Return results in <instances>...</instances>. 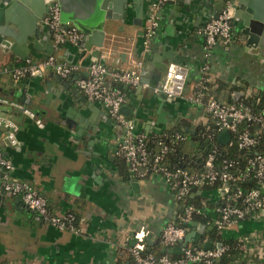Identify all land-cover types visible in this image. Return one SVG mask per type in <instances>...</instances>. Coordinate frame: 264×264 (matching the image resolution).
I'll return each instance as SVG.
<instances>
[{
	"label": "crops",
	"instance_id": "0c3cea01",
	"mask_svg": "<svg viewBox=\"0 0 264 264\" xmlns=\"http://www.w3.org/2000/svg\"><path fill=\"white\" fill-rule=\"evenodd\" d=\"M13 1L0 0V37L4 28L26 36L31 34L27 32L31 23L37 24L31 7L34 0ZM188 1L174 0L162 8L161 26L147 43L144 31L149 0H144L142 15L135 16L130 9L127 21H110L111 25L106 27L107 47L102 48V55L109 67L139 66L141 71L145 61L160 62L166 58L165 53L174 55L170 62L185 63V89L172 101L151 88L128 84H121V88L126 98L124 104L132 109L128 117L134 119L136 131H184L193 145V133L186 129L191 124L199 125L194 135L202 144L200 135L207 132L211 121L204 105L195 100L203 66L208 65L205 75L209 91L222 101H236V91L239 100L248 95L260 96L264 94V50L254 47L246 51V35L240 33L242 23L234 20L233 41H219L207 54L200 28L216 13L213 5L219 0L213 5L197 0L191 5ZM254 1L264 9V0ZM38 23L49 30L43 20ZM1 39L0 97L22 101L45 125L38 126L31 116L0 101V112L19 125L16 144L7 139L5 128L0 129V150L12 158L13 175L35 185L48 198L54 212H77L81 230L74 232L52 225L17 195L0 188V264H131L130 246L137 232L144 234L147 244L161 243L163 227L177 216L175 191L160 173L142 171L129 177L122 172L116 150L119 129L109 123L112 118L106 107L89 99L76 84V76L85 74L95 58L81 47L82 41L66 42L54 50L60 58L82 65L76 73L63 77L68 80V87L57 95L49 86L56 85L60 75L51 69L43 76L19 81H14L11 74L12 68L25 59L12 46L34 60L43 59L47 56L45 46L49 45L47 33L40 34L39 48L29 44L26 49L25 43L12 35L7 36L8 44ZM164 71L156 69L151 83ZM36 90H40L39 96ZM157 96H162L164 103ZM161 103L165 114L164 120L158 122L156 111ZM200 144L196 146L202 147ZM204 194L215 202L220 191L210 189ZM209 213L214 214L212 209ZM222 233L243 241L242 252L236 257L238 264H264V211L233 223ZM206 236L208 239V231Z\"/></svg>",
	"mask_w": 264,
	"mask_h": 264
},
{
	"label": "built area",
	"instance_id": "2783aa9c",
	"mask_svg": "<svg viewBox=\"0 0 264 264\" xmlns=\"http://www.w3.org/2000/svg\"><path fill=\"white\" fill-rule=\"evenodd\" d=\"M174 0H149V11L145 26V43L155 35L161 26L162 8ZM235 15V0H224V7L212 15L200 28L205 38L206 53L219 41L230 43L234 39L233 22ZM44 23L52 29L53 44L55 48L70 42L80 43L84 36L83 31L73 23L66 28L61 19V6L58 1L51 4L49 12L43 18ZM81 63L70 62L60 58L54 52L40 60L26 57L24 61L11 70L14 81L33 76H43L48 70H53L60 76L72 75L81 69ZM208 65L203 66L201 80L197 85L195 100L202 103L211 118L206 132L210 141L218 136L221 130L228 129L237 139L238 146L244 149L254 150L261 143L264 133V107L256 111L253 106L244 102H224L217 96L208 93V79L205 72ZM187 65L183 62H169L164 73L155 82L143 81L140 67L112 68L94 58L88 65L85 74L76 76L78 88L89 99L101 102L108 111L118 129L120 140L117 144V153L129 165L132 174L137 175L142 171L160 173L175 191L177 208H182L181 214L177 212L174 220L169 221L162 229L161 239L165 246L177 245L186 234L193 229L196 215L206 218V225L223 230L242 219L255 217L264 211V151H256L251 155L247 163L239 166V159L225 157L219 164L218 157L221 143H214L200 163L199 170L180 163L171 162L168 153L174 149V143L186 140L188 134L181 131L161 130L154 133L136 131L131 119L122 111L126 98L121 84L151 88L155 93H165L170 97L182 95L186 86ZM0 101L9 103L20 109L25 114L35 119L40 127H44V120L22 101L0 97ZM256 120H260L257 128L251 126ZM246 122V126L239 128ZM5 128L7 139L16 144L19 142V125L13 118L0 112V129ZM152 140L157 148L152 145ZM15 165L7 154L0 150V188L17 195L29 208L35 210L43 219L61 229L80 232L76 214L69 210L56 213L52 210L48 198L40 193L38 188L29 181L13 175ZM251 182L248 189L242 182ZM254 183L252 184V182ZM219 184L220 196L215 201L214 207L207 202L201 204L182 201L188 195L203 193L204 185ZM226 188V190L224 189ZM201 190V192H199ZM212 209L214 214L210 215ZM207 233V232H206ZM204 233L195 243L190 240L184 250L178 256L169 253L156 255L147 251L144 234L137 232L130 246L133 256L131 264H221V257L225 246L211 248L204 247L208 240ZM202 242V244H199ZM238 264V260L235 261Z\"/></svg>",
	"mask_w": 264,
	"mask_h": 264
},
{
	"label": "water",
	"instance_id": "95a60500",
	"mask_svg": "<svg viewBox=\"0 0 264 264\" xmlns=\"http://www.w3.org/2000/svg\"><path fill=\"white\" fill-rule=\"evenodd\" d=\"M13 1V0H9ZM16 1H22L26 2L27 0H15L12 3H15ZM55 1H58L61 6V19L63 22L64 27H68L70 23L75 24L78 26L84 33L83 39H81L82 44L81 47L86 51L89 50L95 58H99L102 62L106 63V57L102 55V48L107 47L105 43V36H106V27L110 24V21L114 19H120L123 22L128 20L129 10L131 9L134 11L135 16H140L143 14L144 11V0H34L31 4L32 9L34 10L33 19L36 20L37 24L31 23L30 27L27 28V32L31 34H25L18 33L16 31H13L12 29H6L4 28L1 32L2 38L1 40L8 44L7 36L12 35L19 41L20 43H25V48L29 47V44H33L35 48L40 47L39 36L43 32L47 33V41L48 44L46 47L47 55L51 54L55 50V46L53 44V32L52 29L49 28V30H44V26L40 25L38 23L40 20H43L45 15L49 12L50 6ZM192 1L189 0L190 4L192 5ZM198 3L202 4H212L215 0H197ZM196 1V2H197ZM219 4V5H218ZM214 9L217 11L221 10L224 7V0H219L216 3H214ZM234 20L240 21L242 23V27L240 29V33L243 35H246L245 39V50L254 47H259L264 50V9H261L258 4L254 0H235V15ZM135 21L136 18H135ZM31 35V36H29ZM4 37V39H3ZM45 38H43L44 42ZM31 48V46H30ZM12 49L14 51L19 52V54L23 55V57H27V54H22L19 49H16L14 46H12ZM110 50L111 47H110ZM6 51H8L6 47ZM245 51V54L247 53ZM111 52V51H110ZM259 53L260 51H256ZM166 58H163L160 62H153L150 64V61H145V63L142 64V80L143 81H150L152 73L156 71V69L162 71L166 70L168 63L170 60L173 59L174 55H171L170 53L164 54ZM68 87V80H65L63 76H59L57 78V84L54 86H49V88L57 92V95H61L62 92L66 90ZM141 87V86H140ZM239 93V91H236L233 95V98L238 101L239 96L236 94ZM165 94V93H164ZM36 95H40V90H36ZM24 96V95H23ZM159 100L164 103V98L162 96H157ZM169 99L172 101L173 97L168 96ZM162 103L161 106L156 111L157 114V120L158 122L163 121L164 117V110L162 109ZM129 109V112L126 111ZM122 111L129 115L132 113V109L124 104L122 106ZM107 116V115H106ZM108 117V116H107ZM131 122L135 124L134 119H131ZM109 123L115 125L114 120L110 119ZM116 126V125H115ZM199 125L191 124L186 130L189 132H192V143L193 145L200 144L195 137L196 129H198ZM119 132L120 129H119ZM218 141L221 144H226L231 138V132L228 129L221 130L218 133ZM207 141H209L207 139ZM203 146V144H200ZM226 190V188H224ZM201 192V190H199ZM28 207V206H27ZM29 208V207H28ZM209 228H212V226H208L204 223L199 222L198 220H195L193 222V229L189 231L184 239L180 241L177 245L173 246H166L164 250L173 252V253H179L184 250L186 247V244L193 240L195 243H197L200 239V237L208 231ZM214 242L212 240H206L204 242V247L211 248L213 247ZM217 247L222 246V242L216 243Z\"/></svg>",
	"mask_w": 264,
	"mask_h": 264
},
{
	"label": "trees",
	"instance_id": "16d2710c",
	"mask_svg": "<svg viewBox=\"0 0 264 264\" xmlns=\"http://www.w3.org/2000/svg\"><path fill=\"white\" fill-rule=\"evenodd\" d=\"M19 65V64H18ZM17 66V65H15ZM210 85V84H209ZM209 85L207 87H209ZM209 91V88H208ZM209 94H212V91L208 92ZM217 96V95H215ZM245 104H249L254 107L256 111H261L264 107V94L262 95H248L242 97L240 100ZM230 102H235L233 100H230ZM260 124V120H256L254 123L251 124V126L255 129ZM246 122H243L240 124L239 128L242 129L244 126H246ZM179 131V130H178ZM185 133L184 131H181ZM188 134V133H186ZM201 143L203 144L202 147L200 146H193L189 143L190 135L188 134V138L186 140L180 141L178 143H174V149H172L168 153V159L171 162H180L188 167H190L193 170H199L201 168L200 163L204 160V158L207 156L208 151L210 150L211 146L214 143H218L217 136L211 139L210 141H207L206 133H204L202 136L200 135ZM152 145H154V148H157V144L155 141L152 140ZM264 151V133L261 136V143L254 149H244L240 148L237 143V139L235 136H233L232 140L229 143L221 144L218 152L217 161L219 164L221 162L222 158L229 157V158H237L239 159V166L243 167L246 163L248 158L253 155L256 151ZM121 157V156H120ZM120 167L123 173H125L126 176L133 177L132 171L127 164V162L121 157L120 158ZM149 173V172H147ZM243 186L248 189L251 185V182H242ZM254 181L252 182V184ZM221 186L219 184L216 185H204L201 187L203 190V193L196 194V195H188L186 196L182 201L184 202H193L197 204H201L202 202H207L208 204L212 205L214 207L215 202H210L208 200L207 195L204 194V191L210 190V189H219ZM73 211L76 216L77 220H79V216L77 215V212ZM183 211L182 208L178 209V213L181 214ZM180 219V216H177V220ZM194 219H200L204 222H206V218L204 216L196 215ZM209 225V224H208ZM208 227V226H207ZM208 239L212 240L213 242H222V245L225 246V251L221 257V264H236V257L242 252L243 249V241L236 237H224L222 230H219L215 227L208 229ZM146 242V241H145ZM199 244H202L200 242ZM146 246L148 249L147 251H151L155 253L156 255H162L164 253H169L172 256H178L180 253H173L166 250H163L162 247H165V244L161 241L156 242L154 244H147Z\"/></svg>",
	"mask_w": 264,
	"mask_h": 264
}]
</instances>
